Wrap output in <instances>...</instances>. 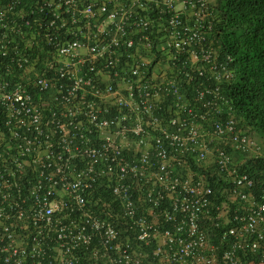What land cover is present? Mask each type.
Here are the masks:
<instances>
[{
	"label": "built area",
	"instance_id": "1",
	"mask_svg": "<svg viewBox=\"0 0 264 264\" xmlns=\"http://www.w3.org/2000/svg\"><path fill=\"white\" fill-rule=\"evenodd\" d=\"M214 33L209 0L0 4V264H264Z\"/></svg>",
	"mask_w": 264,
	"mask_h": 264
},
{
	"label": "trees",
	"instance_id": "2",
	"mask_svg": "<svg viewBox=\"0 0 264 264\" xmlns=\"http://www.w3.org/2000/svg\"><path fill=\"white\" fill-rule=\"evenodd\" d=\"M215 10L214 36L222 55L234 58L235 74L223 84V92L238 118L264 140V0H217ZM248 167L264 178V161ZM220 188L222 184L216 186Z\"/></svg>",
	"mask_w": 264,
	"mask_h": 264
},
{
	"label": "clouds",
	"instance_id": "3",
	"mask_svg": "<svg viewBox=\"0 0 264 264\" xmlns=\"http://www.w3.org/2000/svg\"><path fill=\"white\" fill-rule=\"evenodd\" d=\"M210 1V5L212 6V11H213V14H214V20H215V26H216V24H217V21H218V19H217V13H216V10H215V6H216V4H217V0H209ZM4 2V0H0V4L1 3H3ZM215 34V33H214ZM214 36V35H213ZM215 37V36H214ZM217 40V42H218V39H216ZM219 45H220V43H218ZM221 47V46H220ZM230 55V54H229ZM234 59V58H233ZM253 130V129H252ZM254 131V130H253ZM254 133L256 134V136L264 143V140H262L259 136H258V134L254 131Z\"/></svg>",
	"mask_w": 264,
	"mask_h": 264
}]
</instances>
